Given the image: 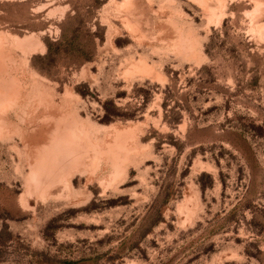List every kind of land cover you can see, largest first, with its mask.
Instances as JSON below:
<instances>
[{
  "label": "rangeland",
  "instance_id": "374dc122",
  "mask_svg": "<svg viewBox=\"0 0 264 264\" xmlns=\"http://www.w3.org/2000/svg\"><path fill=\"white\" fill-rule=\"evenodd\" d=\"M0 87V264H264V0H0Z\"/></svg>",
  "mask_w": 264,
  "mask_h": 264
},
{
  "label": "bare ground",
  "instance_id": "6f19581e",
  "mask_svg": "<svg viewBox=\"0 0 264 264\" xmlns=\"http://www.w3.org/2000/svg\"><path fill=\"white\" fill-rule=\"evenodd\" d=\"M4 85V84H3ZM5 86V85H4ZM1 88V87H0ZM3 89H4V87H3ZM3 92H5V93H3V94H5L6 95V98H7V96L9 97V98H11L12 97V93L14 92H12L10 89H8V90H3ZM15 93V92H14ZM8 98V99H9ZM12 109V102H11V99L10 100H7V101H4V102H2L1 104H0V115L1 114H5V113H8L10 110ZM80 149V148H79Z\"/></svg>",
  "mask_w": 264,
  "mask_h": 264
}]
</instances>
